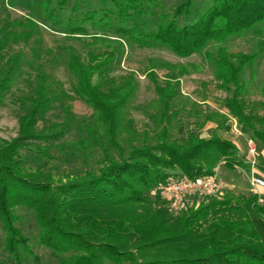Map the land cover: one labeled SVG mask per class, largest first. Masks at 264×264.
Here are the masks:
<instances>
[{"label":"trees","instance_id":"obj_1","mask_svg":"<svg viewBox=\"0 0 264 264\" xmlns=\"http://www.w3.org/2000/svg\"><path fill=\"white\" fill-rule=\"evenodd\" d=\"M100 3V9L92 8L91 0H57L55 9L49 0L41 3L43 16L66 37L90 39L85 58L71 47L63 49L73 77L70 91L46 72L37 48L29 56L18 51L1 57L38 33L34 18L0 28V105L18 83L29 89L17 99V137L0 141L3 253L14 264L37 262L35 244L54 254L57 264H264V204L257 194L225 190L197 209L174 215L153 193L178 175L213 176L222 162L229 170L242 169L237 146L221 133L229 118L264 146V75L257 88L260 99L251 100L254 65L264 56V0H212L196 11L194 0L168 10L156 0ZM87 26L97 33L88 34ZM249 34L255 38L250 51L229 50L230 40ZM126 44L166 48L179 58L201 56L213 66L216 88L226 93L219 105L227 115L202 110L200 102L182 95L181 79L194 66L149 59L145 76L156 99L147 109L154 129L138 134L127 114L138 80L132 72L109 75ZM159 69L166 71L162 80L155 73ZM75 100L92 114L77 125V141L59 145L74 123ZM56 105L63 119L47 124ZM182 113L199 121L184 123ZM208 123L215 125L208 137L190 131ZM181 128L184 138L177 136ZM53 149L64 159L89 157L90 150H99L101 157L96 169L58 174ZM24 150L40 163L26 166ZM19 209L32 214L35 239L18 226Z\"/></svg>","mask_w":264,"mask_h":264},{"label":"rangeland","instance_id":"obj_2","mask_svg":"<svg viewBox=\"0 0 264 264\" xmlns=\"http://www.w3.org/2000/svg\"><path fill=\"white\" fill-rule=\"evenodd\" d=\"M44 0H0V28L6 23H14L24 21L26 18L35 19L38 24V33L27 43H21L19 45H13L11 48L6 49L1 57H6L13 52L21 51L26 55H30V51L33 48H37L41 53V61L45 66V70L48 74H51L56 80L62 85L64 90L70 91L73 77L69 73L65 65L64 48L71 47L75 51L81 54L83 58L88 51L84 45L85 41H89L88 38L75 39L65 36L60 32V27H53V24L43 16L44 7L41 3ZM51 2V8H56L57 0H49ZM101 0H91V7L94 9H100L103 7L100 3ZM163 4L165 9L173 8L184 0H156ZM212 0H194L195 10H203L211 4ZM72 3L70 4V6ZM41 8V9H40ZM42 11V12H40ZM35 13L38 16H35ZM70 15V11H67ZM182 22V21H181ZM88 34L92 35L97 33L92 27L87 26ZM112 36V34H110ZM36 40H41L40 44ZM255 43V38L252 34L246 35L242 38L232 39L228 42V48L231 52H248ZM155 59L157 61L168 62L171 64H183L185 66H194L195 69H191L192 74L190 76L183 77L181 79V93L184 96H189L193 100L200 102L202 110H206L208 107L212 111H220L227 115V111L220 107L219 101L226 97V93L218 90L213 81V66L205 62L201 56L192 55L188 58H179L174 55L171 51L166 48H144L140 49L136 45H125V50L119 61L113 63L109 68V75L112 77H119L129 72L134 73L136 76L139 86L138 91L128 105L127 114L130 119L133 120V125L138 134H141L144 130L153 132V125L148 119L150 111L147 106L150 102L156 99L153 85L146 78L145 74L148 71V60ZM1 66V65H0ZM256 70V85H251V100H259L258 86L261 83L262 75H264V56L257 60L254 65ZM156 75L159 79H163L166 74L164 70H156ZM202 83L206 84V87ZM29 89L23 83L15 85L10 94L6 96L2 104L0 105V141L9 142L17 137L18 133V118L21 115V110L18 104V97L23 93H26ZM202 100H205L203 102ZM71 113L74 117V123L70 128L68 134L57 144H67L75 142L80 137V132L77 129V125L83 119H89L92 114V110L83 102L75 100L71 103ZM181 120L184 123H194L199 121L196 118H186L185 113L181 114ZM63 119L62 114L58 105L47 115L46 123L61 122ZM42 124L39 126L41 127ZM215 129V125L208 123L204 128L198 130L194 126L190 127V131L194 134L199 133L203 137H208L211 132ZM222 135L232 142L238 144L240 151L239 157L243 164V168L235 170H229L221 163L218 165L217 177L218 183L221 187V193L225 190L233 191L235 194L248 195L249 192L254 191L251 186L249 179L254 177V170L264 172V146L254 144L255 155L248 163V146L249 140L243 133H241L240 126L237 125L236 121L229 118L225 130ZM179 138H184L186 132L183 128L177 132ZM244 138V139H243ZM246 140V142H245ZM51 154H55L58 161L56 163V173H82L86 168L96 169V160L101 157L99 150H90L89 157H84L82 153L79 156H68L64 159L60 152L53 149ZM26 166H36L40 162L31 153L26 150L22 152ZM245 162V164H244ZM57 174V175H58ZM151 198L154 197L150 194ZM208 199H202L198 203H194L189 206L187 211L190 209H197L202 203H206ZM262 203V202H261ZM264 204V203H262ZM18 215L20 218L19 227L22 229L24 235L35 239L36 230L34 227L33 216L25 209H19ZM180 215V214H179ZM2 239L3 235L0 230V264H14L2 251ZM33 254L37 257V262L24 263V264H57V258L50 251L37 246L36 244L32 247Z\"/></svg>","mask_w":264,"mask_h":264},{"label":"built area","instance_id":"obj_3","mask_svg":"<svg viewBox=\"0 0 264 264\" xmlns=\"http://www.w3.org/2000/svg\"><path fill=\"white\" fill-rule=\"evenodd\" d=\"M248 151V156L252 159L255 155V148L251 140H249ZM221 164L224 165L223 162ZM217 170L218 166L215 168V174L209 177L175 176L164 184L156 186L153 193L166 203L172 214L177 215L186 211L195 202L198 203L202 199L219 198L222 195ZM250 184L253 188L264 189V178L252 177Z\"/></svg>","mask_w":264,"mask_h":264},{"label":"crops","instance_id":"obj_4","mask_svg":"<svg viewBox=\"0 0 264 264\" xmlns=\"http://www.w3.org/2000/svg\"><path fill=\"white\" fill-rule=\"evenodd\" d=\"M244 139V138H243ZM245 142H246V140H245ZM235 143V145L237 146V148H238V144L236 143V142H234ZM257 145V144H256ZM238 151H239V148H238ZM239 154H240V151L238 152ZM262 154H264V150H262ZM262 158H264V156H262ZM248 163L251 161V159L249 158V156H248ZM243 162V161H242ZM252 162V161H251ZM244 164H245V162H244ZM254 167L255 166H253V172H254V177H259V178H264V172H262V171H259V170H254ZM236 169H238V168H236ZM251 179V178H250ZM250 179H249V182H250ZM231 190V189H230ZM249 193H255V194H257L258 196H259V202L261 203H264V189H260V188H254V191H252V192H249ZM261 203V204H262Z\"/></svg>","mask_w":264,"mask_h":264}]
</instances>
